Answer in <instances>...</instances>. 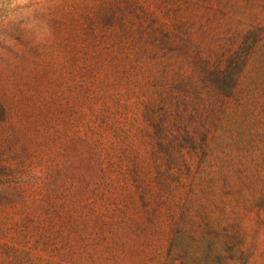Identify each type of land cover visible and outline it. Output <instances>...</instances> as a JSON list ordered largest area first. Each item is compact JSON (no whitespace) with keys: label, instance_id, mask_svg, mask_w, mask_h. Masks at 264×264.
I'll return each instance as SVG.
<instances>
[{"label":"rangeland","instance_id":"1","mask_svg":"<svg viewBox=\"0 0 264 264\" xmlns=\"http://www.w3.org/2000/svg\"><path fill=\"white\" fill-rule=\"evenodd\" d=\"M0 264H264V0H0Z\"/></svg>","mask_w":264,"mask_h":264}]
</instances>
